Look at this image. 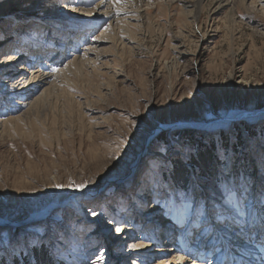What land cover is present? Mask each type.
I'll return each instance as SVG.
<instances>
[{
	"label": "rangeland",
	"instance_id": "rangeland-1",
	"mask_svg": "<svg viewBox=\"0 0 264 264\" xmlns=\"http://www.w3.org/2000/svg\"><path fill=\"white\" fill-rule=\"evenodd\" d=\"M93 1L0 0V264H214L218 246L243 263L264 119L183 127L264 108V0H116L110 19ZM31 66L54 87L29 108L13 81ZM187 236L202 252L171 253Z\"/></svg>",
	"mask_w": 264,
	"mask_h": 264
},
{
	"label": "bare ground",
	"instance_id": "bare-ground-1",
	"mask_svg": "<svg viewBox=\"0 0 264 264\" xmlns=\"http://www.w3.org/2000/svg\"><path fill=\"white\" fill-rule=\"evenodd\" d=\"M95 1V4L91 7V9L88 11L90 14H93V13H101L103 15L102 19H110L113 14L115 13V10L113 8L114 4L117 2L116 0H94ZM93 1V2H94ZM116 1V2H115ZM120 1V0H118ZM216 3H217V9L223 7L224 5H229V4H234L235 3V0H215ZM142 2V0H127V3L128 4H133V5H136V4H140ZM202 2V0H198L197 1V4H200ZM237 3V2H236ZM196 4V5H197ZM109 8H112L111 10ZM114 10V11H113ZM118 11V8L116 9ZM121 14V13H120ZM127 15V13H125ZM95 17H99V15L95 16ZM101 17V16H100ZM114 19V18H113ZM120 19V18H118ZM117 19V21H118ZM125 19V18H123ZM112 20V19H111ZM115 20V19H114ZM98 21L97 19L95 20V22ZM116 21V20H115ZM94 23V22H93ZM97 40L98 41V37L94 38V41ZM91 50H94L93 48H90ZM90 49H88V51H86V53L88 54L89 52H93V51H90ZM85 53V54H86ZM36 54V53H35ZM8 58H5L4 60V63L5 65L4 66H11V67H14L15 63H19L20 62V57L18 56H11L10 54L7 55ZM58 58V62L60 61V57L59 56H55L52 61L54 60H57ZM77 58V57H76ZM56 62V61H55ZM56 62V63H58ZM54 63V62H53ZM44 65V64H43ZM46 65V64H45ZM10 67V68H11ZM31 71L30 72H26V69L22 72H19V76L13 81V86L18 88L19 90L21 91H24L26 94H24V96L27 98V97H31L34 96L32 98V100L30 101V106H28L29 108L33 106V104H35L36 102H38L42 96L45 94L48 95V92L51 88L54 87V84L53 83H50V81L48 82L49 78L51 77V75H48L46 74L45 72H41L40 69H36V68H33L32 66L30 67ZM43 69V68H42ZM41 69V70H42ZM46 71V70H45ZM15 72L14 70L12 71L11 69L7 72V73H13ZM27 74V76H26ZM58 75H55V77H57ZM56 79V78H55ZM36 87V89H35ZM30 98V99H31ZM41 101V100H40ZM39 104V103H38ZM26 105V103H24V106ZM28 108V109H29ZM239 110L237 111H231L229 112L228 116L223 120V118L219 119L218 121L216 122H213V123H191L193 126L195 127H199V128H202V129H205V130H220V127H225V128H228L231 126V124L233 123V120L235 119H244L245 121H255V120H262L264 119V111H261V112H255V111H250V112H244V113H247V114H244L242 112H238ZM26 113V111L24 112ZM23 113V114H24ZM230 119V120H229ZM5 122L3 121H0V128H2L4 126ZM171 125H168V124H164L163 126H160V127H157V128H154V131L152 134H154L155 132H158L159 130H161V128H166V127H170ZM150 134V136L152 135ZM125 179V178H124ZM80 201V198H76L74 197L73 199L71 197H67V198H63L60 203H52V204H49L47 205L44 209L41 210V212L39 211L38 213L34 214L31 216V218L33 219H37L39 217L43 218V215H46L50 208H54V206L56 207V205H59L60 206H67L69 204L71 205H74L75 203H78ZM156 206V205H155ZM153 208V210H156L157 207ZM0 222H2L0 220ZM261 223V222H260ZM203 225V224H201ZM206 225V224H205ZM202 227V226H201ZM256 232L258 233V237H260V239H263L264 237V231L261 229V227H257L256 228ZM198 230V229H197ZM263 235V236H262ZM236 239V238H235ZM259 239V238H258ZM227 240V239H226ZM228 242V240H227ZM229 243V242H228ZM211 246V245H210ZM235 246V245H234ZM264 246L260 243H257L254 247H252L250 249V252L249 250L247 251L250 255H252L254 252L256 254H260L262 255V257L264 258V251H259L261 248H263ZM171 249V248H170ZM170 249H167L166 251H169ZM180 248H178L177 246L174 248H172L170 250V252H174V251H177L179 250ZM202 249V248H201ZM211 249V247H210ZM209 249V250H210ZM159 251V250H158ZM237 251V250H236ZM179 252V251H178ZM199 252H196V254L194 255H198ZM206 253V252H205ZM238 253V251H237ZM220 254V253H219ZM192 255V254H191ZM190 257H193L191 256ZM218 255V254H217ZM259 256V255H258ZM189 257V256H188ZM199 257V256H198ZM217 257V256H216ZM244 257V256H243ZM257 257V256H256ZM195 258V256H194ZM205 258V257H204ZM253 259H256V263L258 264H263V262H259V260L257 258H253ZM178 260V258H177ZM180 262H182L183 260L181 258H179ZM201 261V260H200ZM216 262V261H214ZM192 263L194 264H197L196 261H193ZM242 263V262H241ZM244 263V262H243ZM242 263V264H243ZM203 264V263H202ZM215 264V263H214ZM217 264V263H216Z\"/></svg>",
	"mask_w": 264,
	"mask_h": 264
},
{
	"label": "water",
	"instance_id": "water-1",
	"mask_svg": "<svg viewBox=\"0 0 264 264\" xmlns=\"http://www.w3.org/2000/svg\"><path fill=\"white\" fill-rule=\"evenodd\" d=\"M237 110H238V109H237ZM241 111L247 112V111H245V110H241ZM250 111L261 112V111H264V108L259 109V110H250ZM250 111H248V112H250ZM219 119H221V118H217V119L212 120L211 122H208V123L216 122V121H218ZM179 123H183V122H178L177 124H175L174 128H175V127H180V126H179V125H180ZM158 126H162V125H158ZM187 127H188V128H196V127L187 126V125L184 126L183 128H187ZM152 130H153V129H152ZM161 130H162V128H161ZM163 130H164V129H163ZM163 130H162V131H163ZM159 131H160V130H159ZM159 131H158V132H159ZM158 132H156V133H158ZM150 133H151V132H150ZM156 133H154V134H152L151 136L147 137L146 140H147V141L150 140V139H151Z\"/></svg>",
	"mask_w": 264,
	"mask_h": 264
},
{
	"label": "snow or ice",
	"instance_id": "snow-or-ice-1",
	"mask_svg": "<svg viewBox=\"0 0 264 264\" xmlns=\"http://www.w3.org/2000/svg\"><path fill=\"white\" fill-rule=\"evenodd\" d=\"M161 150L164 151V152H167V151H168V149H166V148H162ZM83 187H84V186H79V187H78V190L82 189ZM93 214H95V213H93Z\"/></svg>",
	"mask_w": 264,
	"mask_h": 264
},
{
	"label": "trees",
	"instance_id": "trees-1",
	"mask_svg": "<svg viewBox=\"0 0 264 264\" xmlns=\"http://www.w3.org/2000/svg\"><path fill=\"white\" fill-rule=\"evenodd\" d=\"M210 151H211V149H209V151H208V153H210ZM192 164L194 165V167L198 164V163H196V162H192ZM196 164V165H195ZM192 165V166H193ZM184 169V168H183Z\"/></svg>",
	"mask_w": 264,
	"mask_h": 264
}]
</instances>
